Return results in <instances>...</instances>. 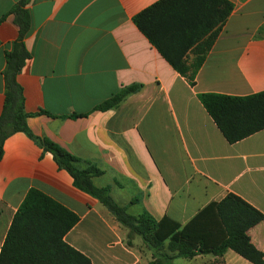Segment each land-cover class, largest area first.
<instances>
[{"label":"crops","instance_id":"obj_1","mask_svg":"<svg viewBox=\"0 0 264 264\" xmlns=\"http://www.w3.org/2000/svg\"><path fill=\"white\" fill-rule=\"evenodd\" d=\"M0 0V113L5 52L18 28ZM159 0H32L25 46L31 58L17 76L34 136L46 138L102 174L96 187L131 216L144 212L185 225L232 193L264 215V129L229 144L197 95L264 91V0H228L231 13L191 87L151 45L133 17ZM191 59V56L190 58ZM140 85L117 108L95 111L123 87ZM71 114L85 117L61 118ZM30 189L79 217L64 241L91 264H148L152 254L95 198L76 188L53 156L22 132L0 158V249ZM264 256V221L248 231ZM171 264H252L235 252L176 258Z\"/></svg>","mask_w":264,"mask_h":264},{"label":"trees","instance_id":"obj_2","mask_svg":"<svg viewBox=\"0 0 264 264\" xmlns=\"http://www.w3.org/2000/svg\"><path fill=\"white\" fill-rule=\"evenodd\" d=\"M32 0H19L9 13L18 28L17 38L5 52L2 72L5 93L0 113V158L4 141L22 132L41 144L59 168L72 178L76 188L97 199L128 230L127 246L134 235L152 254L148 264H171L176 258L197 255L222 256L231 250L252 264H264L263 253L251 243L248 231L264 221V215L240 197L228 193L220 201L207 205L185 225L164 217L155 220L147 212L131 216L110 196L109 187H96L92 179L102 172L66 150L33 135L27 118L49 115L45 111L28 113L17 76L31 58L25 46ZM232 10L228 0H159L133 17V23L165 61L189 85L216 41ZM5 16L0 18V23ZM191 56V59H189ZM140 85L121 88L93 110L117 108ZM200 103L229 144L237 143L264 129V91L248 96L203 93ZM87 114H71L77 119ZM79 217L52 198L30 189L14 214L0 249V264H91L90 260L68 245L64 236L78 223Z\"/></svg>","mask_w":264,"mask_h":264}]
</instances>
